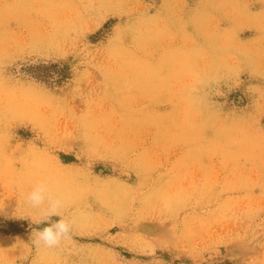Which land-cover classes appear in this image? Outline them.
<instances>
[{
    "label": "rangeland",
    "instance_id": "obj_1",
    "mask_svg": "<svg viewBox=\"0 0 264 264\" xmlns=\"http://www.w3.org/2000/svg\"><path fill=\"white\" fill-rule=\"evenodd\" d=\"M0 264H264V0H0Z\"/></svg>",
    "mask_w": 264,
    "mask_h": 264
},
{
    "label": "clouds",
    "instance_id": "obj_2",
    "mask_svg": "<svg viewBox=\"0 0 264 264\" xmlns=\"http://www.w3.org/2000/svg\"><path fill=\"white\" fill-rule=\"evenodd\" d=\"M27 203L40 212L39 218L33 222L37 225H47L36 230L33 240L34 245L52 249L59 247L65 239L70 238L72 222L61 215L64 202L60 197L50 193L46 183H38L28 193ZM54 216L59 217V219L52 220Z\"/></svg>",
    "mask_w": 264,
    "mask_h": 264
}]
</instances>
